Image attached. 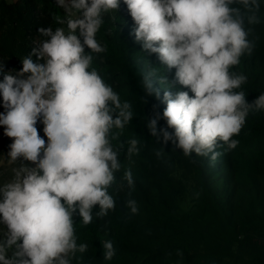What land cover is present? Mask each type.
<instances>
[{
  "label": "clouds",
  "instance_id": "1",
  "mask_svg": "<svg viewBox=\"0 0 264 264\" xmlns=\"http://www.w3.org/2000/svg\"><path fill=\"white\" fill-rule=\"evenodd\" d=\"M124 3L143 51L157 54L166 69H175L174 83L164 74L158 76L155 67H149L141 81L146 96L166 104L162 115L154 105V115L147 120L157 143L162 138L164 145L171 142L185 156H210L212 162L222 155L218 146L235 149L238 140L233 137L249 113L264 110V93L249 101L240 90L247 77L233 71L243 56L253 53L252 28L246 25L260 23L261 0ZM57 4L65 15H57L55 22L66 28H40L46 39L22 59L16 76L4 74L0 81L6 109L0 113V125L13 141L7 157L9 163L20 162L12 168L13 178L0 186V224L5 229L0 264H71L77 252H86V243L77 244L74 217L86 226L97 207L98 218L115 210L109 189L121 169L118 155L125 143L129 159L140 151L138 139L120 141L134 117L132 105L122 102L92 67V53L106 51L96 39L103 14L117 10L119 0ZM153 78L163 88L162 99ZM175 83L189 91L173 92ZM161 119L166 127L158 128ZM38 122L47 140L40 136ZM123 179L134 188L130 169ZM126 207L133 215L139 212L135 199H128ZM102 244L104 260H112L113 242Z\"/></svg>",
  "mask_w": 264,
  "mask_h": 264
},
{
  "label": "trees",
  "instance_id": "2",
  "mask_svg": "<svg viewBox=\"0 0 264 264\" xmlns=\"http://www.w3.org/2000/svg\"><path fill=\"white\" fill-rule=\"evenodd\" d=\"M57 15H65L57 0H0V81L4 74L16 76L22 59L46 39L40 28H66L55 22ZM258 15L259 24L246 25L252 28L253 53L243 56L233 69L247 77L240 90L249 101L264 93V0ZM135 27L127 5L119 0L117 10L103 14L96 39L106 51L92 53V67L122 102L132 105L134 117L120 141L136 138L140 151L129 159L125 143L118 155L121 169L109 189L116 200L115 210L98 218L97 207L86 226L78 215L74 217L77 244L86 243L88 249L77 252L71 264H264V110L249 113L241 132L233 137L237 147L218 146L222 155L215 162L210 156H185L171 142L164 145L162 138L157 143L147 120L154 115V105L162 115L166 104L146 96L141 81L149 67H155L158 76L164 74L174 83L175 69H166L157 54L143 51L135 39ZM153 82L161 89L162 99L163 88L156 78ZM177 90L189 91L175 83L172 91ZM160 127H166L163 119ZM117 143L113 141L114 146ZM9 150V144L0 145V160H6L0 163V186L13 178L12 168L20 163H9ZM157 151L163 154L157 156ZM129 169L133 189L123 179ZM130 198L137 201L138 214L126 207ZM3 231L0 224V238ZM108 240L116 250L110 261L103 257L102 242Z\"/></svg>",
  "mask_w": 264,
  "mask_h": 264
},
{
  "label": "rangeland",
  "instance_id": "3",
  "mask_svg": "<svg viewBox=\"0 0 264 264\" xmlns=\"http://www.w3.org/2000/svg\"><path fill=\"white\" fill-rule=\"evenodd\" d=\"M0 108H2L3 110L6 111V109L3 107V100L0 102ZM36 126L38 128L40 136L43 137L45 140H47V137L44 136V132H43V127H44L43 123L42 122H38ZM2 127L4 129V126H2ZM12 142L13 141H12L11 138H9V137H7L5 135H2V133L0 134V145H4V144H9L10 145ZM2 148H3V146H2ZM5 161L6 160L1 158L0 163L4 164Z\"/></svg>",
  "mask_w": 264,
  "mask_h": 264
}]
</instances>
